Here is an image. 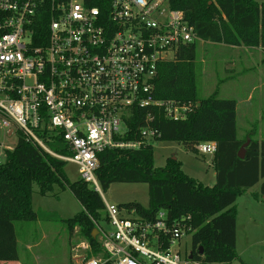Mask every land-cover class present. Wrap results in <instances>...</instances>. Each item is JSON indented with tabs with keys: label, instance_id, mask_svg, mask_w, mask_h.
Segmentation results:
<instances>
[{
	"label": "built area",
	"instance_id": "1",
	"mask_svg": "<svg viewBox=\"0 0 264 264\" xmlns=\"http://www.w3.org/2000/svg\"><path fill=\"white\" fill-rule=\"evenodd\" d=\"M43 11L47 38L36 45ZM194 42V28L167 0H0V134L74 165L102 198L95 176L102 153L153 148L161 138L154 111L177 122L194 109L154 98L159 64ZM137 119L142 126L134 129ZM44 138L64 148L56 152ZM12 149L0 142V155ZM196 151L213 156L216 145ZM102 201L111 227L98 229L103 257L87 259L86 244L72 250L73 264H203L182 244L193 233L190 216L144 218Z\"/></svg>",
	"mask_w": 264,
	"mask_h": 264
},
{
	"label": "trees",
	"instance_id": "2",
	"mask_svg": "<svg viewBox=\"0 0 264 264\" xmlns=\"http://www.w3.org/2000/svg\"><path fill=\"white\" fill-rule=\"evenodd\" d=\"M167 1L172 9L184 13L198 41L260 48L264 52V4L255 0ZM210 1L214 3L208 5ZM93 5L108 15L105 8ZM42 13L34 22L36 45L45 43L47 38L50 19L45 11ZM196 43L179 49L174 60L160 63L154 85L156 100L192 103L194 109L185 120L177 122L167 120L156 110L153 126L161 134L160 141L183 146L191 153H197L199 144L215 143L216 151L211 161L215 184L209 187L187 177L180 162L172 157L164 167H155L151 146L138 151H105L98 157L95 176L103 193L115 183L146 184L147 206L127 203L116 207L121 211L135 210L144 218H153L159 211H165L174 221L190 216L193 259L203 264H232L237 259L236 201L261 181L258 192L251 193V197L261 200L264 196V141L254 139V131L243 139L237 138L234 99L218 98L217 90L207 98H199ZM131 125L137 129L142 123L137 119L131 121ZM44 141L56 152L57 148H64L63 141L58 138L50 141L44 138ZM247 141L244 158L240 160L237 154ZM65 166V162L23 138L17 140L12 150L5 151V161L0 163V264L19 260L15 224L38 219L32 208L34 184L41 196L50 195L54 188L67 190L72 195L80 211L60 222L66 225L70 239L74 229L79 230L80 237L89 245L87 259L101 253L92 232L96 225L107 222L102 198L81 179L70 182ZM200 249L203 255H199Z\"/></svg>",
	"mask_w": 264,
	"mask_h": 264
},
{
	"label": "rangeland",
	"instance_id": "3",
	"mask_svg": "<svg viewBox=\"0 0 264 264\" xmlns=\"http://www.w3.org/2000/svg\"><path fill=\"white\" fill-rule=\"evenodd\" d=\"M264 4V0H255ZM214 1H210L211 5ZM223 49L198 41L195 49L196 84L198 96L201 99L218 91L220 99H241L245 95L246 86L240 87L234 82L233 72L226 71L224 59L222 61ZM226 53V50H224ZM249 80L257 84V76L250 75ZM257 90L253 93V101L245 104L243 116L238 112L237 134L242 137L241 118L251 117L256 121L259 111L263 113L264 121V89L257 84ZM260 124V123H259ZM258 139V138H257ZM0 142L8 148H14L17 143L16 137L8 139L0 134ZM154 164L157 168L165 166L166 161L172 157L181 164L182 172L189 178L197 180L206 186L215 184V175L212 168L210 155L191 153L183 146L174 143L159 141L154 144ZM5 161V153L0 155V163ZM65 173L70 182H75L79 177L74 165L67 163ZM260 183L253 187L249 193L242 195L236 201L237 225L236 246L237 259L232 264H264V200H255L251 193L258 192ZM102 192V191H101ZM102 199L108 204L118 206L127 203H139L147 206L148 187L146 184H112L106 192H102ZM32 208L38 219L31 223H16L18 254L37 256L35 264H73L72 250L87 246V242L79 235V230L74 229L71 239L69 238L66 225L61 219H70L80 211V206L72 195L66 190L54 188L53 193L41 196L38 186L33 185ZM104 233L108 234L111 227L101 222L99 224ZM96 225L95 229H99ZM98 241V240H97ZM99 244V243H98ZM187 252L190 251V238L183 241ZM27 246L29 250L27 251ZM183 253V252H182ZM95 258H102L98 253Z\"/></svg>",
	"mask_w": 264,
	"mask_h": 264
},
{
	"label": "crops",
	"instance_id": "4",
	"mask_svg": "<svg viewBox=\"0 0 264 264\" xmlns=\"http://www.w3.org/2000/svg\"><path fill=\"white\" fill-rule=\"evenodd\" d=\"M214 46L223 49V53L219 57H221L222 61L224 59L226 71L233 72L235 76L234 82L237 83L240 87L246 86L245 95L243 97H240L241 99L235 100L236 128H237V119L239 115L238 112L242 110L240 114L241 116H243L244 109H247L245 104H250L253 101V93L258 88L257 84L259 83L260 86H262L261 89L262 90L264 89V52L260 48L229 47L224 45H214ZM224 50H226V53H224ZM252 74H255L257 76L258 78L257 84H255V81L252 82L251 80H249L248 77ZM262 116L263 113L260 110L259 116L257 117L255 122L253 120L251 121L250 119L251 117L249 118L247 116L242 117L241 130L243 135L242 137H239L237 134V138L243 139L244 137H247L248 134L254 131L256 133L254 139L258 140L259 142L264 141V121ZM250 190L247 193H249ZM262 200H264V196L262 197ZM26 249L28 251L29 247L27 246ZM18 257H19L18 262H11L8 264H35L34 261L37 259V256L33 254H27L26 251L23 252V255L18 254Z\"/></svg>",
	"mask_w": 264,
	"mask_h": 264
},
{
	"label": "water",
	"instance_id": "5",
	"mask_svg": "<svg viewBox=\"0 0 264 264\" xmlns=\"http://www.w3.org/2000/svg\"><path fill=\"white\" fill-rule=\"evenodd\" d=\"M248 144H249V141H247L243 146H241V148H240V150H239V152H238V154H237V157H238L240 160H242V159L244 158V155H245V148L248 146ZM173 160H175V158H173ZM97 235H98V230H97V229L93 230V232H92V238H96ZM199 255H203V251H202V249L199 250ZM189 259L192 260V259H193V256L190 255V256H189Z\"/></svg>",
	"mask_w": 264,
	"mask_h": 264
}]
</instances>
